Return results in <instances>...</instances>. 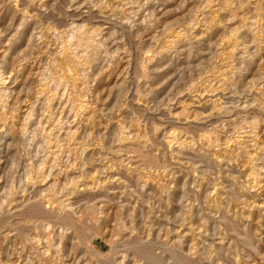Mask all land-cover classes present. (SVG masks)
<instances>
[{"label":"rangeland","instance_id":"1","mask_svg":"<svg viewBox=\"0 0 264 264\" xmlns=\"http://www.w3.org/2000/svg\"><path fill=\"white\" fill-rule=\"evenodd\" d=\"M31 2L0 0V264H264V0Z\"/></svg>","mask_w":264,"mask_h":264},{"label":"bare ground","instance_id":"2","mask_svg":"<svg viewBox=\"0 0 264 264\" xmlns=\"http://www.w3.org/2000/svg\"><path fill=\"white\" fill-rule=\"evenodd\" d=\"M29 1H32L31 3H33V0H29ZM35 1V0H34ZM36 1H38V0H36ZM259 1V0H258ZM27 3V2H26ZM30 3V5H32ZM79 7V6H78ZM255 8V7H254ZM229 9V8H228ZM20 11H21V9H20ZM25 16V15H24ZM20 19V18H19ZM251 19H252V17H251ZM22 21L20 22V25L22 24L23 25V27H24V20H23V18L21 19ZM238 24V23H237ZM18 25V24H17ZM19 25V26H20ZM21 25V26H22ZM16 26V25H15ZM71 27V26H70ZM73 27V26H72ZM25 28V27H24ZM248 29V28H247ZM97 30H98V28H93V29H91V31L90 32H94V33H97ZM237 30V29H236ZM76 33V32H75ZM93 33V34H94ZM71 35V34H70ZM31 36V35H30ZM92 36V35H91ZM240 36V35H239ZM244 36V35H243ZM8 37V36H7ZM235 38V37H234ZM172 41V40H171ZM234 41V40H233ZM237 41V40H236ZM245 47V46H244ZM234 48V47H233ZM67 49V48H66ZM5 50V49H4ZM6 51H8V49L6 50ZM18 52V51H17ZM19 53V52H18ZM243 53V52H242ZM246 53V52H245ZM244 53V54H245ZM4 54V53H3ZM243 54V55H244ZM5 55V54H4ZM63 55V54H62ZM241 56L240 58H241V60H240V62L242 61V63L243 62H248L249 61V59L251 58L250 56H249V54H247V55H245V56ZM95 56V55H94ZM75 57V56H74ZM68 58V57H67ZM70 58V57H69ZM66 59V58H65ZM63 60V59H62ZM63 62V61H62ZM66 65V64H65ZM68 66V65H67ZM2 71V70H1ZM18 72V71H17ZM2 75H4L2 72L0 73V84H5L6 82H5V78L3 79L2 78ZM4 90H6V89H4ZM202 112V111H201ZM197 120V119H196ZM256 121V120H255ZM251 122H253L252 120H251ZM157 129V128H156ZM23 134V133H22ZM204 135V134H203ZM172 139V138H171ZM171 141V140H170ZM122 143V142H121ZM182 145V144H181ZM215 145V144H214ZM217 149V148H216ZM136 151H138V149L136 150ZM139 152H142V151H139ZM146 155V154H145ZM145 155H144V157H145ZM246 155V154H245ZM127 157V156H126ZM253 157V156H252ZM146 158V160H144V161H148V162H154L155 160H154V158L153 157H150V156H146L145 157ZM142 159V158H141ZM256 161V160H255ZM112 164V163H111ZM153 164V163H152ZM113 165V164H112ZM205 166L206 167H209L210 166V162L209 161H206V163H205ZM262 166H263V164H262ZM39 168V167H38ZM194 170V169H193ZM96 173V172H95ZM139 175V174H138ZM201 175V174H200ZM202 176V175H201ZM12 179H13V177H12ZM73 180V179H72ZM155 180V179H154ZM31 182V181H30ZM171 182H174V181H170L169 183H171ZM37 183V182H36ZM72 183H73V181H72ZM175 183V182H174ZM177 183V182H176ZM197 183H199V182H197ZM71 185V184H70ZM73 185L76 187V183L74 182L73 183ZM145 185V184H144ZM184 185H185V183H183V187H184ZM74 186H73V188H74ZM85 186V185H84ZM140 186V185H139ZM170 186V185H169ZM174 186H175V184H174ZM194 186V185H193ZM86 187V186H85ZM158 187V186H157ZM183 187L181 188L182 190H181V197H185L186 195H189V196H192V197H197L198 196V194L197 193H195V192H193V191H189V190H186V189H183ZM34 188V187H33ZM160 188V187H159ZM205 188V187H204ZM200 189V188H199ZM169 190V189H168ZM179 190V189H178ZM23 191V190H22ZM74 191V193L75 194H80L79 192H76L75 190H73ZM36 192H38L37 190H36ZM135 192V191H134ZM34 193V192H33ZM189 193V194H188ZM206 193V192H205ZM169 195V194H168ZM204 196V195H203ZM206 197V196H205ZM217 197V196H216ZM25 198V197H24ZM204 198V197H203ZM24 200V199H23ZM23 200H21V201H23ZM137 201H139V200H137ZM149 201V200H148ZM20 204V203H19ZM68 205H64L63 204V200H62V202H60V204H59V207L60 208H65L66 206H69V203H67ZM209 205V204H208ZM28 206V209L30 208V207H32V208H38L39 206L41 207V204H40V201L37 199V200H32L30 203H27L26 204V207ZM62 209V210H63ZM69 209H71V207L69 208ZM73 209V208H72ZM71 209V210H72ZM225 209V208H224ZM70 210V211H71ZM130 210V209H129ZM54 215L56 216V219L57 220H59L60 222H65V220H67L70 224H73L72 223V220L70 219V213H68V212H63L62 213V215H60L59 213H54ZM44 221V220H43ZM64 224V223H63ZM74 225V224H73ZM261 227V226H260ZM43 228V227H42ZM181 228V227H180ZM224 237V236H223ZM174 239V238H173ZM245 242L247 243V245H250L252 242L247 238L246 240H245ZM135 243L137 244H139V246H141V244H140V242H136L135 241ZM132 244V243H131ZM134 244V243H133ZM132 244V245H133ZM137 244V245H138ZM127 245V244H126ZM136 245V246H137ZM179 246V245H178ZM251 246H252V244H251ZM113 247H115L114 245H113ZM134 247H135V245H134ZM205 247V246H204ZM202 248V252H201V254H206L207 252V250H206V248ZM137 250H138V248H136ZM53 250V249H52ZM139 250H140V247H139ZM166 250L171 254V255H173V256H177V254L179 253V252H181L182 250L181 249H178L177 247H174V246H172V247H168V248H166ZM181 250V251H180ZM142 251V250H141ZM144 251H146V250H143V252L142 253H144ZM140 252V251H139ZM186 252H187V250H186ZM138 253V252H137ZM141 253V252H140ZM144 254H146V253H144ZM148 254H146V256H147ZM179 256V262L181 263V264H184V263H186V262H188L187 260H188V253H186V254H182V252L181 253H179L178 254ZM151 257V256H150ZM154 259V258H153ZM198 259V258H197ZM149 260V259H148ZM151 260V259H150Z\"/></svg>","mask_w":264,"mask_h":264}]
</instances>
